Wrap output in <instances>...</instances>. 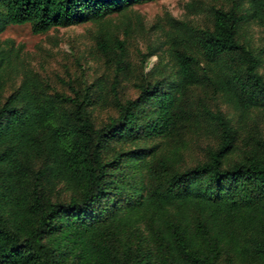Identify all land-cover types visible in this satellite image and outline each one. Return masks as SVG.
<instances>
[{
    "label": "trees",
    "instance_id": "1",
    "mask_svg": "<svg viewBox=\"0 0 264 264\" xmlns=\"http://www.w3.org/2000/svg\"><path fill=\"white\" fill-rule=\"evenodd\" d=\"M152 1L0 0V34L26 23L45 33ZM212 15L211 27L171 36V71L156 67L135 98L115 97L118 115L102 126L89 91H51L32 72L5 96L11 62L0 54V264H264V140L240 146L205 98L221 95L243 118L264 112L262 59L241 41L244 26H264V0ZM204 121L218 143L183 165ZM56 183L69 200L49 193Z\"/></svg>",
    "mask_w": 264,
    "mask_h": 264
},
{
    "label": "rangeland",
    "instance_id": "2",
    "mask_svg": "<svg viewBox=\"0 0 264 264\" xmlns=\"http://www.w3.org/2000/svg\"><path fill=\"white\" fill-rule=\"evenodd\" d=\"M234 2L243 4L247 0H156L135 4L100 21L53 28L40 34L34 33L29 23L11 25L0 34V54L11 62L5 96L20 84L25 73L32 72L51 91L68 95L89 91L93 99L90 115L96 126H102L118 115L115 97L122 101L135 98L138 84L152 78L150 73L156 67L171 71L172 35L193 27H211L213 11L228 8ZM241 41L250 44L261 57L260 72L264 76V26H244ZM121 43L126 53L122 68L117 63L123 53ZM195 95L204 97L201 89H196ZM205 98L213 111L231 120L240 136V146L250 136L264 140L263 111L243 118L221 95L208 94ZM217 143V131L204 121L203 128L191 135L189 146L183 150V165L204 160L208 146ZM240 154L241 149L231 158L237 159ZM49 193L63 201L71 195L63 183L51 186Z\"/></svg>",
    "mask_w": 264,
    "mask_h": 264
}]
</instances>
